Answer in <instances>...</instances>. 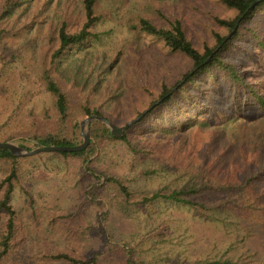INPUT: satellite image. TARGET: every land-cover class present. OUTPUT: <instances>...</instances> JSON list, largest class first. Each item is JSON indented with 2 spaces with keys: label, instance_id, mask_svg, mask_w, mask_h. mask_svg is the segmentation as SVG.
<instances>
[{
  "label": "trees",
  "instance_id": "obj_1",
  "mask_svg": "<svg viewBox=\"0 0 264 264\" xmlns=\"http://www.w3.org/2000/svg\"><path fill=\"white\" fill-rule=\"evenodd\" d=\"M50 1L0 0V60L17 61L20 54L11 47L13 40L25 39V28L34 29L43 39L32 70L34 82L50 99L38 112H28L25 129L8 133L1 141L21 136L20 145L28 149L78 145L85 117L96 114L119 126L189 76L122 136L112 135L94 120L90 143L80 151L16 156L0 149V264H149L135 246L117 238L110 219L113 211L127 217L151 214L159 202L187 206L211 221L236 220L259 231L264 241V80L260 79L264 78V0L253 7L254 0H201L192 8L202 29L187 23L182 5L162 9L156 0H64V4L55 0L52 18L42 21L40 14ZM148 4L152 11L143 9ZM16 7L23 16L30 10L24 23L15 16ZM106 21L150 38L151 45L165 49L164 56H182L189 64L173 81L161 76L154 86L138 80L134 84L138 99L131 98L124 122L105 114L95 99L101 72L95 85L87 87L85 80L65 78L58 69L59 60L72 47L99 40L102 32L96 26ZM158 59L162 63L154 70L162 74L168 63ZM245 119L251 121L249 127ZM139 128L156 135L139 137ZM166 133L171 135H161ZM222 135H229L232 142L218 140ZM114 142L128 151L129 168L137 177L168 174L178 183L142 190L133 188L125 176L99 169V148ZM228 148L236 152L230 166L222 156ZM41 154L63 163L81 162L77 202L62 208L36 205L22 178L28 160ZM18 187L25 198L21 209L12 202ZM93 209L95 217L90 216ZM168 233L169 226L161 223L146 237L163 239ZM172 264L197 263L173 260ZM207 264H264V259Z\"/></svg>",
  "mask_w": 264,
  "mask_h": 264
},
{
  "label": "rangeland",
  "instance_id": "obj_2",
  "mask_svg": "<svg viewBox=\"0 0 264 264\" xmlns=\"http://www.w3.org/2000/svg\"><path fill=\"white\" fill-rule=\"evenodd\" d=\"M156 2L162 9L172 7L173 4L177 7L182 5L187 23L202 29L196 19L197 12L192 8V6L201 5V0H156ZM204 2L211 6L208 1ZM54 3L55 0L50 1L42 12L43 17L40 14L42 21L49 22L52 18ZM150 5L143 9L152 11L153 8ZM18 10L19 7L13 10L15 16L20 23H24L30 10H25L24 16L19 14ZM48 22L43 23V27H47ZM96 29L102 32L101 38L72 47L59 60L58 69L65 78L85 80L87 87L95 85L93 82L98 80L99 72H101L103 77L95 85V99L100 109L105 114L117 117L118 122L127 120L125 111L128 110L132 100L138 99V89L134 86L138 80H146V83L150 81L156 86L161 76L171 81L188 68L189 64L184 57L164 56L163 47L151 45L150 38L144 35L138 36L116 21L103 22L97 25ZM25 35V39L23 37L14 39L11 46L12 49H19L18 60L9 63H3L0 60V141L8 133L25 129L28 123V112L30 110L38 112L50 101L48 94L42 92L35 84L32 73L38 63L39 47L43 39L41 40L34 29L30 28H25ZM19 43L23 47L19 48L17 45ZM158 58H163L168 63L167 69L162 74L154 70V65L162 63ZM137 71L140 76L136 74ZM260 79L264 80V78ZM261 87L264 90V83ZM250 122L247 119L244 120L248 127L251 125ZM125 123H120L119 126ZM136 135L142 137V135L151 136L156 133L153 130L139 128ZM20 140L21 136H17L6 141H13L20 145ZM218 140H226L229 144L232 142L229 135H222ZM218 149L219 145L217 151ZM228 149L230 150L222 156L230 166L236 159V152H232L233 148ZM80 165L81 162L77 159H70L67 163H63L47 154L34 156L27 162L22 185L29 188L38 207H67L78 200ZM97 167L112 174L127 177L133 188L142 190H155L178 183L174 175L168 174L137 177L136 173L131 172L129 168L128 151L115 142L99 148ZM1 175L0 170V178ZM24 199L22 188L18 187L13 194L12 202L15 207L21 209L24 206ZM95 215L96 211L93 209L90 216L95 217ZM110 221L112 231L117 238L127 240L135 246L149 264H172L173 260L207 264L214 260L226 259L246 263L264 259V241L256 229L236 220L211 221L198 215L189 207L179 204L159 202L153 213L136 214L132 217L113 211ZM161 223L169 226L168 235L163 239L147 238L146 234Z\"/></svg>",
  "mask_w": 264,
  "mask_h": 264
},
{
  "label": "water",
  "instance_id": "obj_3",
  "mask_svg": "<svg viewBox=\"0 0 264 264\" xmlns=\"http://www.w3.org/2000/svg\"><path fill=\"white\" fill-rule=\"evenodd\" d=\"M260 1H262V0H254L250 4V7H253L254 5H256ZM243 16H244V14H242L238 18V20L235 23L233 30L231 31V33H229L228 37L232 34V32H234V30L238 26V24H239V22ZM221 45H222V43L220 45H218L213 50V52L207 57V59L204 61V63L208 62L211 59L212 55L215 52H217V50L221 47ZM188 76L189 75L185 76L166 95H164L159 100L154 102L152 105L147 107L144 111H142V113L140 115L129 120L128 122H126L122 126L116 127L111 121L107 120L103 116H99L96 114H93V115L86 117L84 120L81 121V133L83 136V141L78 145H73V146H56V145L39 146V147H36L34 149L29 150V149H26V148L16 144L13 141H0V149H8L12 154H14L16 156H30V155H35V154L45 153V152H76V151H80V150L85 149L90 143L91 137H90L89 127H90V123L94 120H97V121L104 123L110 129L112 135L122 136L128 128H130L134 123L138 122L148 111H150L153 107H155L162 100H164V98H166L172 92H174L178 88V86H180L188 78Z\"/></svg>",
  "mask_w": 264,
  "mask_h": 264
}]
</instances>
